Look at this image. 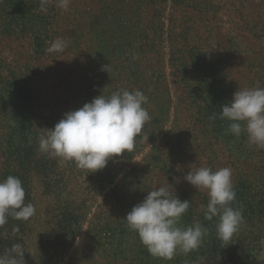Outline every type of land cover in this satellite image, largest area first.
Here are the masks:
<instances>
[{
  "label": "rangeland",
  "instance_id": "obj_1",
  "mask_svg": "<svg viewBox=\"0 0 264 264\" xmlns=\"http://www.w3.org/2000/svg\"><path fill=\"white\" fill-rule=\"evenodd\" d=\"M57 37L67 47L49 54ZM256 86L264 87V0H71L68 11L50 4L46 14L40 0H0V180L21 168L36 208L16 235L0 232V249L20 243L25 264H43L73 204L80 218L66 247L51 251L53 264H264V149L209 119L238 88ZM121 88L142 91L151 116L131 153L88 174L39 151L65 113ZM200 166L232 170L231 206L244 220L227 247L219 217L201 210L207 193L184 179ZM164 185L190 201L179 226L208 229L197 250L171 260L149 254L124 220Z\"/></svg>",
  "mask_w": 264,
  "mask_h": 264
},
{
  "label": "clouds",
  "instance_id": "obj_2",
  "mask_svg": "<svg viewBox=\"0 0 264 264\" xmlns=\"http://www.w3.org/2000/svg\"><path fill=\"white\" fill-rule=\"evenodd\" d=\"M71 0H40V11L48 6L68 11ZM67 42L57 37L46 48L49 54L63 53ZM132 59H139L133 54ZM108 65L105 69L108 72ZM109 73V72H108ZM148 97L140 90L121 88L109 96L99 95L81 108L69 111L39 137V151L59 163H74L77 168L93 173L105 168L109 159L119 157L126 150H134L136 137L151 120L144 107ZM219 114L210 120H227L226 134L239 138L246 135L249 145L264 149V87L238 88L232 99L221 106ZM144 139H148L144 137ZM232 170L209 167H192L184 177L197 191L206 192L207 205H201L206 220L219 217L216 224L217 238L222 248L227 247L243 223L241 208L232 207L236 191L232 183ZM22 181L9 175L0 180V226L13 219L28 221L36 214L32 203L25 204ZM190 201L181 200L167 185L148 191L142 202L134 205L124 218L126 226L135 232L149 254L171 260L176 253L188 254L203 243L208 229L199 222L181 227L182 216L188 211ZM16 231L19 229L16 228ZM24 248L13 244L0 255V264H25Z\"/></svg>",
  "mask_w": 264,
  "mask_h": 264
},
{
  "label": "trees",
  "instance_id": "obj_3",
  "mask_svg": "<svg viewBox=\"0 0 264 264\" xmlns=\"http://www.w3.org/2000/svg\"><path fill=\"white\" fill-rule=\"evenodd\" d=\"M12 175L15 177H18L22 181L23 188L25 190V204L30 203V198L28 196L29 190L27 189V185L24 184V174H21V168H18V170H14L11 173H8V176ZM80 218V212L78 208H76L73 204H70L68 206H65L61 213L59 218L57 219V234L54 240V247H50V249H46L44 252V259L43 264H53L52 258H51V251L56 248V252L64 249L66 245L68 244V239L72 236V228L75 223H77V220ZM26 221L16 220L13 219L11 216L8 218V222L0 226V232H5L7 234L16 235L17 231L16 228L21 229L23 224ZM1 253L5 254L6 250L0 249V255ZM2 254V255H3Z\"/></svg>",
  "mask_w": 264,
  "mask_h": 264
}]
</instances>
